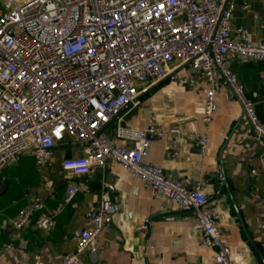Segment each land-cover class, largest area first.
Segmentation results:
<instances>
[{
	"label": "built area",
	"instance_id": "2783aa9c",
	"mask_svg": "<svg viewBox=\"0 0 264 264\" xmlns=\"http://www.w3.org/2000/svg\"><path fill=\"white\" fill-rule=\"evenodd\" d=\"M233 7L232 0L224 8L220 0H0V167L15 163L24 152L43 166L68 137L82 145L83 154L63 158L62 169L85 175L114 160L153 193L194 214L202 245L216 249L212 264H235L202 185L187 188L186 181L147 161L148 135L179 130L153 119L140 129L119 122L114 135L131 146L114 143L105 131L115 118L121 121L122 111L140 105L149 87L177 79L176 70L186 65L204 79L205 122L217 111L214 84L221 77L254 134L264 137V126L231 68L238 60L264 61V41L254 43L245 27L232 26ZM188 138L193 141L192 135ZM206 142L201 135L196 144L205 147ZM78 189L69 184L65 201ZM115 212L104 191L75 250L55 264H85L82 253L95 250L96 237ZM32 223L46 233L54 224V214L45 210L39 195L9 220L14 230Z\"/></svg>",
	"mask_w": 264,
	"mask_h": 264
},
{
	"label": "crops",
	"instance_id": "0c3cea01",
	"mask_svg": "<svg viewBox=\"0 0 264 264\" xmlns=\"http://www.w3.org/2000/svg\"><path fill=\"white\" fill-rule=\"evenodd\" d=\"M232 1V26L245 27L252 42H263L264 0ZM231 68L264 126V61L238 60ZM176 76L179 82L164 79L149 87L140 105L125 109L121 121L115 118L106 125L107 136L118 145L131 146L130 140L115 137L119 122L140 129L153 119L158 125L177 128L179 133L150 139L147 161L161 165L168 176L183 179L187 187L202 185L222 228V243L229 247L235 264H264V137L254 134L223 78L214 84L217 111L205 122L200 91L204 79L189 67L178 68ZM201 135L207 138L205 147L196 144ZM82 154V145L66 137L43 166L24 152L15 163L0 167V264H55L73 252L80 229L90 225L104 191L116 212L96 237L97 258L90 256L93 251L82 253L85 264L213 263L216 249L202 245L192 212H183L175 201L153 193L112 159L85 175L62 169L63 158ZM215 173L219 176H212ZM71 183L79 189L67 202L66 188ZM33 195L41 196L45 210L54 214L47 233L33 223L21 230L9 224Z\"/></svg>",
	"mask_w": 264,
	"mask_h": 264
},
{
	"label": "water",
	"instance_id": "95a60500",
	"mask_svg": "<svg viewBox=\"0 0 264 264\" xmlns=\"http://www.w3.org/2000/svg\"><path fill=\"white\" fill-rule=\"evenodd\" d=\"M227 0H225V2H226ZM225 7V5H223V8ZM182 67H187L186 65H183V66H181L180 68H182ZM179 68V69H180ZM178 70V69H177ZM177 70H176V72H177ZM177 81L179 82V80L177 79ZM192 84V83H191ZM193 85V84H192ZM155 135H148L147 137L149 138V139H152L153 137H154ZM212 176H219L218 175V173H215L214 175H212ZM222 182L223 183H226V181H225V179H224V177H222ZM191 186L190 185H188V187L187 188H190ZM83 229H80V232L82 231ZM91 257H94V258H97V252L96 251H93L92 253H91V255H90Z\"/></svg>",
	"mask_w": 264,
	"mask_h": 264
}]
</instances>
